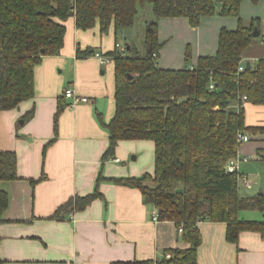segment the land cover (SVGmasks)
<instances>
[{
    "label": "crops",
    "instance_id": "0c3cea01",
    "mask_svg": "<svg viewBox=\"0 0 264 264\" xmlns=\"http://www.w3.org/2000/svg\"><path fill=\"white\" fill-rule=\"evenodd\" d=\"M241 16L246 21L257 17L261 21L260 35L243 54L244 63L250 61L253 66L264 58V0H243ZM154 18L161 44L158 64L164 68L184 66L185 45L187 55H193L194 67L199 57L217 52L223 27L238 26L237 18L222 15L204 17L198 26H192L186 17L157 19L154 14ZM65 24L61 52L43 57L35 66V95L16 108L0 111V147L17 154L19 175L0 183L9 195L0 224L2 264L134 260L173 264L165 260L167 251L190 247L179 227L173 221L160 220L157 207L146 202L138 188L112 180L152 173L154 143L124 140L113 156H105L110 142L106 124L115 111L114 63L103 64L94 53L105 55L121 45L118 33L122 29L117 31L113 24L108 33L102 34L97 23L82 30L74 16ZM78 48L94 51L80 57ZM67 88L89 97L90 102L73 103L65 96ZM61 102L65 106L57 116ZM245 121L249 126H264V105L245 103ZM247 134L250 140L241 143L238 155L249 157V161L240 163V172L251 184L240 186V192L253 195L264 191V160L257 158V150H264V132ZM145 147L152 149V161L141 152ZM96 189L103 197L85 209L63 219L52 218L70 199ZM240 216L263 219L260 211H242ZM199 227L203 240L198 264H264L263 233L243 231L239 241L233 243L227 239L225 222L203 220Z\"/></svg>",
    "mask_w": 264,
    "mask_h": 264
},
{
    "label": "trees",
    "instance_id": "16d2710c",
    "mask_svg": "<svg viewBox=\"0 0 264 264\" xmlns=\"http://www.w3.org/2000/svg\"><path fill=\"white\" fill-rule=\"evenodd\" d=\"M260 0H252L258 3ZM223 6L218 9L217 3ZM243 0H0V111L16 108L35 95V66L43 57L58 55L64 45L65 22L75 17L79 29L99 24L102 34L135 24L140 9L151 4L155 16L186 17L198 26L213 15L238 18L236 29L223 27L218 50L199 57L196 65L164 68L158 64L161 44L158 22L150 23L146 44L151 53H122L113 58L115 111L106 124L110 132L105 156H113L124 140H151L154 143V171L141 176L112 178L138 188L145 201L158 209L160 220L182 227L188 248H174L165 258L173 264H198L203 237L199 222L227 224V239L239 241L243 231L264 234V191L249 195L240 192L237 173L227 165L238 154L239 132L257 134L264 126H249L245 103L264 105V58L251 68L239 71L243 54L253 40L260 18L241 17ZM128 46V45H127ZM93 49L82 51L83 57ZM247 96L245 101L243 96ZM65 104H59L57 116ZM264 160V150H257ZM18 175L17 154L0 147V183ZM103 194L76 196L61 205L52 218L85 209ZM9 205V195L0 187V224ZM242 211H260L263 219H246ZM1 240V234H0ZM3 261L0 257V264ZM110 264H153L152 261H114Z\"/></svg>",
    "mask_w": 264,
    "mask_h": 264
},
{
    "label": "rangeland",
    "instance_id": "374dc122",
    "mask_svg": "<svg viewBox=\"0 0 264 264\" xmlns=\"http://www.w3.org/2000/svg\"><path fill=\"white\" fill-rule=\"evenodd\" d=\"M234 17V16H231ZM242 17V16H241ZM237 18V17H234ZM243 18V17H242ZM155 19L154 18V13L152 10V5L151 4H146L144 8L140 9V12L137 16V19L135 21V24L126 29H122L118 33V42L121 43L122 47H126L128 44H131L133 47V52H139L140 54H146L148 52V47L146 44V38H147V33L150 30V23H152ZM238 19V18H237ZM190 51L192 52V48H189ZM128 53H132V51L127 50ZM187 45H185L184 49V66H191L193 64V55H187ZM192 54V53H191ZM148 150V151H147ZM142 153H145L147 159L152 161L153 157V152L152 149L150 148H143ZM133 156V155H132ZM132 156L129 157V161H132ZM122 157V161H124ZM146 159V160H147ZM128 162V158H127ZM250 213V212H249Z\"/></svg>",
    "mask_w": 264,
    "mask_h": 264
},
{
    "label": "built area",
    "instance_id": "2783aa9c",
    "mask_svg": "<svg viewBox=\"0 0 264 264\" xmlns=\"http://www.w3.org/2000/svg\"><path fill=\"white\" fill-rule=\"evenodd\" d=\"M116 47L122 52L124 53L126 51L125 48L121 47V45L118 43L116 45ZM94 55L96 57H98L101 61V63L103 64H106V63H111L113 62V58L111 56H107V55H104L103 53L101 52H95ZM245 67H246V64L244 63V61L241 62V64L239 65V71H244L245 70ZM65 96L68 97V98H72L73 99V103H77V102H90V98L89 97H86V96H81V95H77L75 93V91L71 88H67L65 90ZM247 99V96H243L242 97V100L245 101ZM250 140V136L247 134V133H243V132H239L238 134V141L239 143H242V142H246V141H249ZM116 161H120L119 158L115 159ZM245 162V161H249V157L247 156H244V157H241L239 156L238 154L236 155V157H233L229 160L228 162V165H227V168H228V171L229 172H235L237 173V176H238V181H239V186H246V187H249L250 184H251V181L250 179L242 174L240 172V163L241 162ZM155 219H157V217H155ZM179 231L182 232L183 229L182 227H179ZM166 258H171V254L168 253L166 254Z\"/></svg>",
    "mask_w": 264,
    "mask_h": 264
},
{
    "label": "water",
    "instance_id": "95a60500",
    "mask_svg": "<svg viewBox=\"0 0 264 264\" xmlns=\"http://www.w3.org/2000/svg\"><path fill=\"white\" fill-rule=\"evenodd\" d=\"M223 6V3L222 2H218L217 3V8L220 9L221 7ZM253 37H258L260 35V30H259V27L256 26L253 33H252ZM152 52V49H148V53H151ZM252 64L250 61H247L246 63V67L247 68H251Z\"/></svg>",
    "mask_w": 264,
    "mask_h": 264
}]
</instances>
